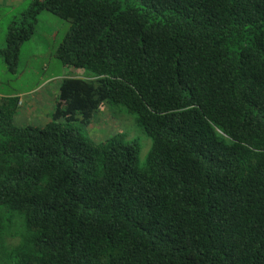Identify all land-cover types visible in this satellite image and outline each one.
<instances>
[{"label": "trees", "instance_id": "16d2710c", "mask_svg": "<svg viewBox=\"0 0 264 264\" xmlns=\"http://www.w3.org/2000/svg\"><path fill=\"white\" fill-rule=\"evenodd\" d=\"M69 22L43 126L0 98V264H264V0H31ZM151 140L96 141L102 108Z\"/></svg>", "mask_w": 264, "mask_h": 264}, {"label": "rangeland", "instance_id": "374dc122", "mask_svg": "<svg viewBox=\"0 0 264 264\" xmlns=\"http://www.w3.org/2000/svg\"><path fill=\"white\" fill-rule=\"evenodd\" d=\"M1 1V0H0ZM0 6V47L6 42L8 25L14 17L27 9L31 0H2ZM69 22L48 11L37 15L30 38L22 44L15 64L8 63L0 55V98L19 96L23 101V115L15 118L18 125L43 126L47 122L44 113L37 116L39 110L48 111L52 104L59 81L65 77L83 76L82 71L64 67L54 56L55 49L69 29ZM31 92V93H28ZM47 96L41 102L34 103L35 108H29L31 97ZM53 94V95H52ZM28 110V112H27ZM26 115L30 117H26ZM36 117V118H35ZM89 133L96 141L108 138L117 132L125 133L129 138H135L140 143L139 161L145 162L151 148V140L139 125L136 116L121 106H111L110 110L102 108L95 115L89 126Z\"/></svg>", "mask_w": 264, "mask_h": 264}, {"label": "crops", "instance_id": "0c3cea01", "mask_svg": "<svg viewBox=\"0 0 264 264\" xmlns=\"http://www.w3.org/2000/svg\"><path fill=\"white\" fill-rule=\"evenodd\" d=\"M8 2H10L11 0H7ZM10 3H14L13 1L12 2H10ZM1 5H3V1L1 0L0 1V6ZM56 89L57 88H54V90H52V92H55L56 91ZM28 93H31V92H28ZM55 94H56V92H55ZM53 95V94H52ZM3 96H5V95H3ZM40 97H38V98H32L31 97V99L29 100V107L27 108V109H29V108H35V105H34V103H37L38 101H42V100H44L45 101V97L47 96L46 95V93H45V95H39ZM49 97V95L47 96V98ZM54 99H55V95L53 96V101H52V104L50 105V107H48V111H41V109L39 110V113H37V115H36V117L37 116H41V114L42 113H44V116H46V118H47V120H48V114L51 112V110H52V108H53V102H54ZM20 103H21V108H20V110H19V112H18V114L15 116V118L17 117H20L21 115L22 116H25V115H23V111H21L22 110V107H23V101L20 99ZM27 112H28V110H27ZM26 117H30V116H28V115H26ZM35 117V118H36Z\"/></svg>", "mask_w": 264, "mask_h": 264}]
</instances>
